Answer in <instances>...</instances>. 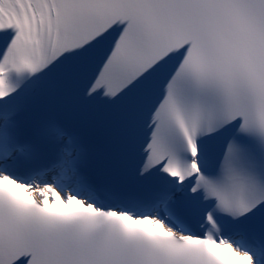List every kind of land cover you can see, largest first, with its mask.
Wrapping results in <instances>:
<instances>
[{
  "label": "snow or ice",
  "instance_id": "snow-or-ice-1",
  "mask_svg": "<svg viewBox=\"0 0 264 264\" xmlns=\"http://www.w3.org/2000/svg\"><path fill=\"white\" fill-rule=\"evenodd\" d=\"M0 264H264V0H0Z\"/></svg>",
  "mask_w": 264,
  "mask_h": 264
}]
</instances>
